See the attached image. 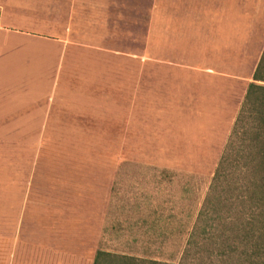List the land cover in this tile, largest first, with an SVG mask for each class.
<instances>
[{"label": "rangeland", "instance_id": "374dc122", "mask_svg": "<svg viewBox=\"0 0 264 264\" xmlns=\"http://www.w3.org/2000/svg\"><path fill=\"white\" fill-rule=\"evenodd\" d=\"M225 3L224 34L209 26L222 69L184 57L210 46L209 30L179 26L192 18L179 0H88L87 40L103 55L79 49V27L75 50L40 42L34 106L0 116V264L141 253L157 220L174 234L152 247L179 252V198L200 209L264 50V0Z\"/></svg>", "mask_w": 264, "mask_h": 264}, {"label": "trees", "instance_id": "16d2710c", "mask_svg": "<svg viewBox=\"0 0 264 264\" xmlns=\"http://www.w3.org/2000/svg\"><path fill=\"white\" fill-rule=\"evenodd\" d=\"M187 193L179 198V252L152 247L174 234L157 220L141 234L151 241L141 253L100 249L93 264H264V50L196 214Z\"/></svg>", "mask_w": 264, "mask_h": 264}, {"label": "crops", "instance_id": "0c3cea01", "mask_svg": "<svg viewBox=\"0 0 264 264\" xmlns=\"http://www.w3.org/2000/svg\"><path fill=\"white\" fill-rule=\"evenodd\" d=\"M225 1L179 0V10L187 7L192 11V18H187L184 23L179 19V26L184 24L189 31L194 27L199 31V27L204 25L209 30L206 41L210 46H197L192 48L190 55L187 52L184 54L185 58L192 57L196 61V65L204 59L213 61L220 69H222L221 65H226L225 49L219 56H216V52L213 50L218 31L212 33L209 29V26L218 25L219 29L221 28L220 33L224 34ZM195 13H197L196 19L193 17ZM87 25L88 0H0V91L3 94L0 102V116L3 119L6 118L7 122L18 120L15 116L18 109L26 107L29 114L30 106H34V91L36 89H34L33 76L36 73L38 77L39 73L40 42L43 44L53 43L55 48L66 49V52L69 49L75 50L73 47L76 44L72 40L71 32L73 27H79V49L103 55V53L96 52L102 50L101 48L88 43ZM218 39L220 48L222 45L225 47V35H221ZM150 43H153L152 38ZM183 43V40L179 41V52ZM208 48L209 53L205 50ZM47 55L49 56L50 53L47 52ZM184 64L183 62L179 63V70L188 73H206L205 69L214 70L212 67L203 68L195 65L191 68ZM24 74H26V78ZM30 74H32V78H30ZM128 74H130L129 71ZM218 75L225 76L221 73ZM131 81L133 84V79ZM18 89L20 91L17 93ZM25 97L26 102L23 101ZM35 105L38 107V101ZM31 112H33V107ZM38 151L39 148L37 158Z\"/></svg>", "mask_w": 264, "mask_h": 264}]
</instances>
